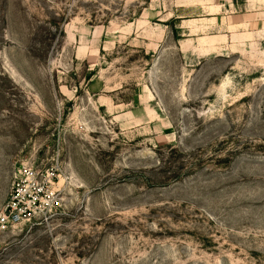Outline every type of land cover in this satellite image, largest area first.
Returning <instances> with one entry per match:
<instances>
[{
    "label": "rangeland",
    "instance_id": "obj_1",
    "mask_svg": "<svg viewBox=\"0 0 264 264\" xmlns=\"http://www.w3.org/2000/svg\"><path fill=\"white\" fill-rule=\"evenodd\" d=\"M23 165L0 264H264V0H0V212Z\"/></svg>",
    "mask_w": 264,
    "mask_h": 264
},
{
    "label": "built area",
    "instance_id": "obj_2",
    "mask_svg": "<svg viewBox=\"0 0 264 264\" xmlns=\"http://www.w3.org/2000/svg\"><path fill=\"white\" fill-rule=\"evenodd\" d=\"M54 178L55 174L49 170L42 173L28 165L19 167L13 173L8 202L0 212V230L31 220L37 223V216L45 214L50 206Z\"/></svg>",
    "mask_w": 264,
    "mask_h": 264
}]
</instances>
